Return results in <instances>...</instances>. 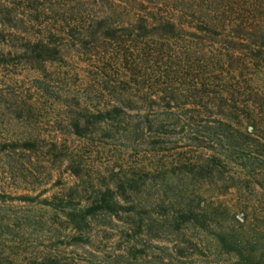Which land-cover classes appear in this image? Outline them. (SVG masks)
<instances>
[{"label":"trees","instance_id":"trees-1","mask_svg":"<svg viewBox=\"0 0 264 264\" xmlns=\"http://www.w3.org/2000/svg\"><path fill=\"white\" fill-rule=\"evenodd\" d=\"M251 184L264 0H0V264H264L246 207L218 220ZM150 187L169 231L207 241H139ZM112 226L126 240L103 262L92 230Z\"/></svg>","mask_w":264,"mask_h":264},{"label":"rangeland","instance_id":"rangeland-1","mask_svg":"<svg viewBox=\"0 0 264 264\" xmlns=\"http://www.w3.org/2000/svg\"><path fill=\"white\" fill-rule=\"evenodd\" d=\"M108 148L106 149L107 152ZM105 152V153H106ZM202 156L208 157L211 155L210 152L206 150H200L198 151ZM99 161L95 162L93 167H99ZM147 162L144 163L145 166H147ZM166 166H170L166 164ZM102 167V166H101ZM229 167H232V165L229 164ZM233 171H239V169L232 167ZM240 173V172H239ZM182 173L179 170L176 171H171L167 175L169 178L173 176V180L177 181L178 178H181ZM158 182V181H157ZM252 183V182H251ZM188 184V183H187ZM253 184V183H252ZM251 188L249 189L248 192L244 193L243 196L240 195V193H237L236 191H233L232 193L225 195L220 198V201H222V204L228 207H232L229 214H225V212H220L218 216L219 220V225H228L230 226L231 224L235 226L240 227V223L236 221L235 216L240 215V212H237V207H246V213L249 217V222L252 225L250 226L249 231H252L253 233H261L260 237L264 239V192L262 189H260L258 186L255 184L252 185ZM255 189V190H254ZM149 198H148V207L145 210H140V214H137L136 211L135 213H132L131 221L133 223H136L135 226L143 219L144 223V232L139 234V236H136L139 241H142L144 245H146L147 241V233L150 235V237L153 239L152 243L155 244H165L169 245L170 247H173V245H176V243H181L183 245V242L186 240H190L189 238H196L199 237V241H202V243L206 242V238H202L201 236H198L197 233L188 231L186 233V237H182V235H179L176 230L169 231L168 227L169 223H171V217L173 215V212L170 208L167 210H164L160 208L158 205H156L157 202L153 201L154 199L156 200V197H158L156 194L159 192H156V187L149 189ZM160 196V194H158ZM210 200V197L209 199ZM16 205V204H15ZM19 205V204H18ZM236 207V208H234ZM14 209V208H13ZM223 209V208H222ZM145 211V212H143ZM239 211V210H238ZM240 211H245L240 210ZM11 212H14V210L11 209ZM123 220L129 219L127 215L123 214L122 217ZM167 221V222H166ZM120 224H123V222H119ZM231 223V224H230ZM173 227V224H172ZM238 227V228H239ZM92 235H93V240L95 239V245L100 246L102 252H103V258L101 261L107 262L108 252H111L113 249H119V247H122L125 243V235L123 234V227H118V226H112V228H100V227H95L92 230ZM259 237V236H258ZM194 243V242H193ZM189 247L192 248V246L189 245ZM155 252L159 253V249L153 248ZM106 252V253H105ZM106 256V257H105ZM208 259L211 262H215L216 264H221L227 261H233L232 263H235L237 260L236 257L234 256L233 259L229 260V257L225 254H222L218 251H215L213 254H209ZM145 264V262L143 263ZM157 264V263H155ZM240 264V263H239ZM252 264V263H249Z\"/></svg>","mask_w":264,"mask_h":264}]
</instances>
